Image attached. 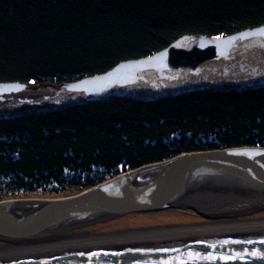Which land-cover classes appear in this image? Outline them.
Returning <instances> with one entry per match:
<instances>
[{
	"label": "trees",
	"instance_id": "1",
	"mask_svg": "<svg viewBox=\"0 0 264 264\" xmlns=\"http://www.w3.org/2000/svg\"><path fill=\"white\" fill-rule=\"evenodd\" d=\"M263 26L264 0H0V83L81 92V80L182 36ZM242 146L264 147V85L155 98L113 87L42 111L0 112V200L78 193L181 154Z\"/></svg>",
	"mask_w": 264,
	"mask_h": 264
},
{
	"label": "water",
	"instance_id": "2",
	"mask_svg": "<svg viewBox=\"0 0 264 264\" xmlns=\"http://www.w3.org/2000/svg\"><path fill=\"white\" fill-rule=\"evenodd\" d=\"M250 36L264 40V26L222 37L197 36L186 47L178 48L190 38L182 36L159 52L121 62L102 75L81 80L76 90L97 97L114 86L141 80L138 74L143 70L197 72L202 63L226 57L236 40ZM25 87L0 83V95ZM241 198L264 201V147L181 154L52 200H0V237L26 239L61 226L76 228L123 215ZM0 264H264V228L0 257Z\"/></svg>",
	"mask_w": 264,
	"mask_h": 264
},
{
	"label": "bare ground",
	"instance_id": "3",
	"mask_svg": "<svg viewBox=\"0 0 264 264\" xmlns=\"http://www.w3.org/2000/svg\"><path fill=\"white\" fill-rule=\"evenodd\" d=\"M190 40L192 39L183 42L187 45ZM169 210L171 211L168 214H162L161 211L123 215L76 228V225L61 226L26 239L5 240L0 237V257L264 228V215H260L264 213V201L254 198L218 201L193 207L176 206ZM195 215L203 220L194 221ZM222 219L225 221H220Z\"/></svg>",
	"mask_w": 264,
	"mask_h": 264
},
{
	"label": "rangeland",
	"instance_id": "4",
	"mask_svg": "<svg viewBox=\"0 0 264 264\" xmlns=\"http://www.w3.org/2000/svg\"><path fill=\"white\" fill-rule=\"evenodd\" d=\"M185 46V42L177 45L178 48H184ZM139 76L142 77L141 80L114 90L132 98H155L194 89L226 90L263 86L264 40L256 36H250L244 40L238 39L235 45L230 48L226 57L202 63L197 72H190L186 69L166 70L163 72L143 70L139 73ZM89 98L90 95L88 94L74 92L67 88L32 84L26 86L20 92L1 96L0 112L13 113L17 109H29L32 106H37L39 111H42L46 108L57 106L59 103L82 102ZM16 100L20 101V103L15 105ZM34 102L37 103L32 105ZM71 192L73 191L69 189L65 192L66 195L63 192L59 196L52 197L50 195H41L39 191H36L29 194H19L18 197L10 199L34 198L52 200L75 194H69ZM170 211L165 210L162 214H168ZM220 221L225 220L222 219Z\"/></svg>",
	"mask_w": 264,
	"mask_h": 264
},
{
	"label": "snow or ice",
	"instance_id": "5",
	"mask_svg": "<svg viewBox=\"0 0 264 264\" xmlns=\"http://www.w3.org/2000/svg\"><path fill=\"white\" fill-rule=\"evenodd\" d=\"M229 257H225V259H228ZM232 259H236V258H239V257H231ZM214 259V257H213Z\"/></svg>",
	"mask_w": 264,
	"mask_h": 264
},
{
	"label": "flooded vegetation",
	"instance_id": "6",
	"mask_svg": "<svg viewBox=\"0 0 264 264\" xmlns=\"http://www.w3.org/2000/svg\"><path fill=\"white\" fill-rule=\"evenodd\" d=\"M186 47V46H185Z\"/></svg>",
	"mask_w": 264,
	"mask_h": 264
}]
</instances>
